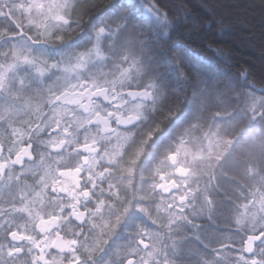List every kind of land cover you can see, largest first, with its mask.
Here are the masks:
<instances>
[{
	"label": "snow or ice",
	"instance_id": "6c2138e0",
	"mask_svg": "<svg viewBox=\"0 0 264 264\" xmlns=\"http://www.w3.org/2000/svg\"><path fill=\"white\" fill-rule=\"evenodd\" d=\"M191 15L0 0V264H264V65Z\"/></svg>",
	"mask_w": 264,
	"mask_h": 264
},
{
	"label": "trees",
	"instance_id": "16d2710c",
	"mask_svg": "<svg viewBox=\"0 0 264 264\" xmlns=\"http://www.w3.org/2000/svg\"><path fill=\"white\" fill-rule=\"evenodd\" d=\"M165 2L174 4L178 3L179 0H165ZM249 2L250 0H184L192 12L187 21L189 25L195 24L197 17L205 15L208 7L215 8L217 19L223 18L221 21L223 27L218 26L213 30V38L219 40L226 51L231 52L230 64L232 67L230 71L233 74L240 67L251 68L252 66H254L253 71L259 74L261 65H264V47H262L264 42L259 38L258 13L257 20L253 21L256 27L250 31L249 25L244 22L245 15L239 8L232 7V5H247ZM193 47L200 53L196 59L204 64H209L204 56H211L212 54L199 47L198 44L193 45ZM217 66L221 71L225 70L224 64L217 65L215 61L211 62V67Z\"/></svg>",
	"mask_w": 264,
	"mask_h": 264
}]
</instances>
